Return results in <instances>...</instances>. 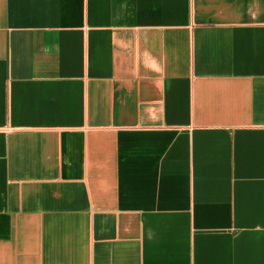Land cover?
I'll use <instances>...</instances> for the list:
<instances>
[{
  "label": "crops",
  "instance_id": "obj_1",
  "mask_svg": "<svg viewBox=\"0 0 264 264\" xmlns=\"http://www.w3.org/2000/svg\"><path fill=\"white\" fill-rule=\"evenodd\" d=\"M0 264H264V0H0Z\"/></svg>",
  "mask_w": 264,
  "mask_h": 264
}]
</instances>
